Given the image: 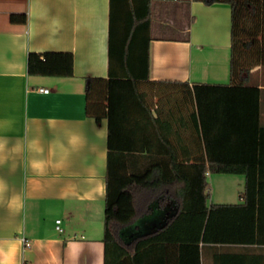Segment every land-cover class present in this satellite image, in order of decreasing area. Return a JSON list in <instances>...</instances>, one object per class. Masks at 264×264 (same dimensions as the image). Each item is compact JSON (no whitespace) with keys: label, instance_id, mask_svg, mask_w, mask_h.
<instances>
[{"label":"crops","instance_id":"0c3cea01","mask_svg":"<svg viewBox=\"0 0 264 264\" xmlns=\"http://www.w3.org/2000/svg\"><path fill=\"white\" fill-rule=\"evenodd\" d=\"M110 11L111 0H0V264H105L109 120L88 115L86 78L110 77ZM13 13H27V22ZM231 30L229 3L152 0L149 78L140 89L181 160L204 157L192 88L231 83ZM47 51L72 52L74 74H30L29 53ZM262 70L249 79L262 88L261 103ZM162 194L149 221L177 211ZM229 253L264 254V246H205L202 264Z\"/></svg>","mask_w":264,"mask_h":264},{"label":"trees","instance_id":"16d2710c","mask_svg":"<svg viewBox=\"0 0 264 264\" xmlns=\"http://www.w3.org/2000/svg\"><path fill=\"white\" fill-rule=\"evenodd\" d=\"M196 1L232 7V81L193 86L191 115L202 130L204 157L191 162L163 138L140 89L149 78L152 0H111L110 77L86 78L88 115L109 120L105 264H202L205 246H264L262 88L249 83L254 68L264 69V0ZM11 19L27 22L28 15ZM28 72L72 76L74 55L30 52ZM210 172L243 174L242 202L208 205ZM166 192L177 211L147 229L150 203ZM228 263L264 264V254L229 253L221 261Z\"/></svg>","mask_w":264,"mask_h":264},{"label":"rangeland","instance_id":"374dc122","mask_svg":"<svg viewBox=\"0 0 264 264\" xmlns=\"http://www.w3.org/2000/svg\"><path fill=\"white\" fill-rule=\"evenodd\" d=\"M263 70L262 72H264ZM261 122L264 124V94L261 103ZM244 187L245 176L243 174L210 172L207 187L208 205L213 203H240ZM151 223L154 222L150 221L146 225L147 229L151 228Z\"/></svg>","mask_w":264,"mask_h":264},{"label":"built area","instance_id":"2783aa9c","mask_svg":"<svg viewBox=\"0 0 264 264\" xmlns=\"http://www.w3.org/2000/svg\"><path fill=\"white\" fill-rule=\"evenodd\" d=\"M39 90L42 91V92H45V93H49L50 92V88L47 87L44 82H42V83L39 84ZM56 222H57V226H56L57 229L59 231H63V228L61 226L62 220L61 219H57ZM25 243H26L27 246L30 244L29 241L26 240V239H25Z\"/></svg>","mask_w":264,"mask_h":264}]
</instances>
